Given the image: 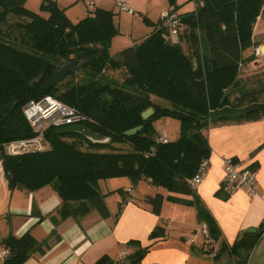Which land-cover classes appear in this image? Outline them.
I'll return each instance as SVG.
<instances>
[{
    "label": "trees",
    "instance_id": "obj_1",
    "mask_svg": "<svg viewBox=\"0 0 264 264\" xmlns=\"http://www.w3.org/2000/svg\"><path fill=\"white\" fill-rule=\"evenodd\" d=\"M25 1L0 0V162L8 190L31 193L52 186L60 199L61 220L89 210L106 218L109 213L99 181L128 179L130 188L117 192L129 198L128 190L145 181L169 194L142 198L154 215H159L164 200L180 202L174 195L191 198L182 203L194 208L205 230L203 249L212 251L220 231L189 181L201 162L209 159L204 134L208 128L220 122L264 119L262 110L214 124L209 121L211 113L226 106L264 103L249 92L233 98L225 93L236 86L233 79L242 52L250 45L252 27L264 12V0H190L194 10L182 14L176 13L175 0H168L173 7L168 12L179 20L175 40L167 37V20L159 18L149 35L113 56L109 48L117 27L111 11L95 6L73 23L55 0H42L37 13L26 9ZM76 62L77 67L45 89L62 66ZM109 73L119 77L111 78ZM45 96L73 108L84 119L79 126L107 141L93 143L78 133L50 127L44 133V151L6 155L3 144L34 136L23 109ZM148 108L153 114L143 120L141 113ZM159 118L179 123L176 140L156 142L153 123ZM131 130L135 132L127 135ZM121 206L120 202L115 217ZM263 228L240 232L231 246L221 244L214 260L227 251L236 264H246ZM163 237L160 227L149 234L150 240ZM1 245L8 251L2 264H24L32 254L43 253L28 233L8 236ZM126 247L132 252L124 262L102 256L94 264H139L148 251L135 240Z\"/></svg>",
    "mask_w": 264,
    "mask_h": 264
},
{
    "label": "crops",
    "instance_id": "obj_2",
    "mask_svg": "<svg viewBox=\"0 0 264 264\" xmlns=\"http://www.w3.org/2000/svg\"><path fill=\"white\" fill-rule=\"evenodd\" d=\"M127 2L133 9L132 2ZM57 4L62 9L66 8L60 1ZM168 11L162 10L158 19ZM176 13L182 14L181 11ZM116 37L111 40L109 48L112 56L137 44H125ZM112 45L122 48L117 51L112 49ZM165 134L161 131L156 135L166 137ZM204 134L210 148L209 168L195 194L220 231L209 253L203 249V224L197 222L194 208L182 203L191 200L190 197L174 195L180 202L164 200L159 215H154L143 204L142 198L157 192L166 197L169 195L167 192L147 186L144 182L145 188L141 190L144 184L140 188L138 183L131 189L129 198L117 192L130 188L128 179H109L98 182L108 217L101 218L95 210H89L76 218L61 220L58 214L60 199L54 187L46 186L31 193L9 191L1 162L0 251L5 250L1 244L8 236L20 238L28 233L42 246L43 253L32 254L24 264H94L102 256L116 262L122 250L127 249L129 254L132 252V248L126 247V243L132 240L148 247L139 264H236L227 251L218 254L216 260L213 256L218 253L221 244L231 246L240 232L264 226V119L220 122ZM224 158L256 167L254 197L250 198L242 190L227 195L221 189ZM150 189L151 193L148 192ZM120 202L122 206L115 217ZM157 227L164 229V237L150 240L149 234ZM246 264H264L263 239L260 238L254 245Z\"/></svg>",
    "mask_w": 264,
    "mask_h": 264
},
{
    "label": "rangeland",
    "instance_id": "obj_3",
    "mask_svg": "<svg viewBox=\"0 0 264 264\" xmlns=\"http://www.w3.org/2000/svg\"><path fill=\"white\" fill-rule=\"evenodd\" d=\"M57 3L65 4V16L70 22L76 23L88 15V8L86 0H55ZM132 2V7L135 10L133 15L126 12H120L115 6V0H98L95 4L96 7L111 11L113 19L117 26V37L120 42L125 44L139 43L144 37L149 35L154 26L158 22V15L162 10H172L168 0H128ZM42 0H26L25 8L38 12ZM176 6L179 7L178 11L181 13H189L194 10V3L190 0H175ZM173 42L175 40L168 37ZM123 45V44H120ZM125 47V46H124ZM121 46L112 45V49H121ZM264 12H262L256 19L255 24L251 30L250 45L242 52V62L237 68L233 81L236 83L235 87L225 89V93L232 98L235 93L237 95L249 92L256 94L257 99L261 102L264 101V91L261 92V87L264 86ZM111 49V48H110ZM108 73V72H107ZM112 73V72H111ZM110 75V73H109ZM227 76V74H225ZM74 76L80 78L79 72H75ZM111 78H118V75H113ZM234 83V85H235ZM243 91V93H242ZM231 95V97H230ZM155 101L154 99H152ZM158 104L165 106L167 103L156 100ZM161 102V103H160ZM153 128L156 134L164 132L169 140L178 137V122L172 118H159L153 123ZM176 137V138H174ZM123 149H125L123 147ZM143 182V183H142ZM145 181L139 182V187ZM147 186H150L146 182ZM145 184L141 190L145 188ZM138 187V188H139ZM149 193L152 189L148 190ZM110 201V200H109Z\"/></svg>",
    "mask_w": 264,
    "mask_h": 264
},
{
    "label": "built area",
    "instance_id": "obj_4",
    "mask_svg": "<svg viewBox=\"0 0 264 264\" xmlns=\"http://www.w3.org/2000/svg\"><path fill=\"white\" fill-rule=\"evenodd\" d=\"M97 0H86L88 10L95 7ZM115 6L120 12H126L129 15L134 14V10L129 6L127 0H115ZM161 18L167 20L168 36L171 39L176 38L179 28V20L174 13L166 12ZM23 115L29 124L34 136L27 139H20L3 144V151L6 155L14 156L20 154H28L42 152L47 148L44 141V133L50 128H64L69 126H79L84 120L76 111L68 107L58 100L45 96L38 101H31L24 106ZM157 143H166L168 140L164 135L157 136ZM209 168V160L205 159L201 162L196 174L189 181L192 189H196L204 180ZM221 187L228 194L242 190L250 198L256 195L255 191V170L251 165L245 162L234 160L232 158L223 159V177ZM129 196L131 190H128ZM205 236V230L202 232ZM261 239L264 240V228L261 232ZM129 252L127 249L122 250L117 261L124 262ZM8 256L7 250L0 251V264Z\"/></svg>",
    "mask_w": 264,
    "mask_h": 264
},
{
    "label": "water",
    "instance_id": "obj_5",
    "mask_svg": "<svg viewBox=\"0 0 264 264\" xmlns=\"http://www.w3.org/2000/svg\"><path fill=\"white\" fill-rule=\"evenodd\" d=\"M264 49V48H261ZM79 63H68L64 66H62L49 80V82L46 84L45 89L49 88L51 85L54 83L58 82L64 75H66L71 69L75 68L78 66ZM264 110V103H253L244 107H239V108H231V107H223L213 113L210 114L209 116V121L211 124L217 123L220 120L223 119H236L240 118L243 115L250 114V113H255V112H260ZM153 114V110L151 108L146 109L141 113V118L143 120L149 118ZM59 132H75L89 141L93 143H104L107 141V139L103 136H100L96 133H93L89 129H87L84 126H69L66 128H61ZM135 130H131L130 132H127V135L133 134ZM53 185L56 188L60 187V183L58 180L53 181ZM125 264H128V262H125Z\"/></svg>",
    "mask_w": 264,
    "mask_h": 264
},
{
    "label": "bare ground",
    "instance_id": "obj_6",
    "mask_svg": "<svg viewBox=\"0 0 264 264\" xmlns=\"http://www.w3.org/2000/svg\"><path fill=\"white\" fill-rule=\"evenodd\" d=\"M262 51H264V49H262Z\"/></svg>",
    "mask_w": 264,
    "mask_h": 264
}]
</instances>
